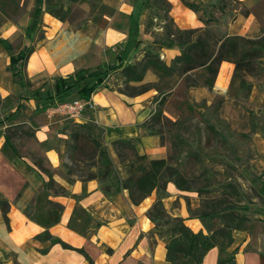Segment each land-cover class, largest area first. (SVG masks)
Segmentation results:
<instances>
[{"label": "crops", "instance_id": "0c3cea01", "mask_svg": "<svg viewBox=\"0 0 264 264\" xmlns=\"http://www.w3.org/2000/svg\"><path fill=\"white\" fill-rule=\"evenodd\" d=\"M183 1L195 4L198 0H167L172 7L174 24L180 30L201 29L205 20L204 13L187 9ZM236 2L251 9L264 0ZM142 3L143 0H78L71 6L85 14H90L93 7H104L108 12L95 14V19L75 28L69 22H60L44 11L35 16V9L43 8L44 0L18 1L19 11L14 17L5 19L0 15V99L19 97L28 92L10 72L9 53L1 41L10 44L15 54L31 48L24 73L28 82L38 88L48 79L65 78L79 70L98 72L101 68L103 71L106 65L118 63L120 55L126 65L127 57L150 38L147 36L149 33L142 32L139 25L138 39L142 44L139 47L127 45L131 19L140 15ZM27 29L30 32L26 37ZM262 35L264 27L259 20L238 15L227 23L220 39L235 36L258 39ZM159 54L160 60L169 66L180 55V50L162 48ZM233 70L231 63L221 62L213 89L209 91L202 86L190 87L186 90L187 101H206L210 104L215 96L222 97L218 116L223 120L230 118L234 133L250 138L246 145L237 150L244 171L249 172L248 177H264V126L252 130L250 123V115L259 117L264 111V72L245 78L252 89L248 100L242 103L227 95ZM144 79L152 83L157 81V77L150 71ZM155 93L147 91L137 96H127L106 87L99 88L91 95L93 109H86L78 122H91L99 127L103 131L106 145L110 146L119 139H135L138 155L146 156L149 160L164 159L165 150L159 138L144 135L140 128L154 112ZM38 101H18L19 108L15 107L11 117L15 116L21 121L34 117ZM34 118L37 119V116ZM61 118L58 115L49 117L51 120ZM35 136L37 140L30 152L39 157L41 165L52 173L51 179L68 194L49 196L51 203L62 208L60 222L48 229L52 238L72 248L84 250L93 264H169L165 259V244L156 235L150 234L153 225L146 213L152 206V195L134 205L127 191L106 196L95 180L67 183L57 175L59 159L56 151L52 148L41 149V143L47 139L46 130L40 128ZM3 143L4 133L0 132V149ZM40 171L19 155L6 158L0 152V195L9 204L7 222L0 208V264H88L76 251L63 249L58 244L52 245L50 241L35 239L45 229L30 221L25 211L33 205L44 182L50 178ZM257 206L246 203L245 213L236 212L250 215L249 208L256 211ZM75 207L83 209L93 224H99L93 233L83 236L68 228ZM173 217L185 219V225L193 232L208 234L212 230V218H189L183 205H180L178 213ZM256 217L264 220V215ZM232 239L229 251L236 250L235 264H264V254L246 250L253 241L246 231H233ZM217 259L218 250L213 248L207 252L202 264H217Z\"/></svg>", "mask_w": 264, "mask_h": 264}, {"label": "trees", "instance_id": "16d2710c", "mask_svg": "<svg viewBox=\"0 0 264 264\" xmlns=\"http://www.w3.org/2000/svg\"><path fill=\"white\" fill-rule=\"evenodd\" d=\"M18 1L20 0H0V15L5 19H11L19 11ZM27 0H24L26 2ZM76 3L78 0H44L43 8H36L34 15L38 16L42 11L49 14L60 22L69 20L71 8L65 7ZM159 7L168 15V2L166 0H155ZM184 6L193 12H198L195 4L183 2ZM98 15L107 13L108 10L104 7H97ZM149 9V1L143 0L141 10ZM141 15V14H140ZM131 19V27L128 33L127 45L130 47H139L142 41L139 36V16ZM207 26L211 22L203 21ZM172 24V23H171ZM163 29V28H162ZM30 29L26 30V37L29 35ZM146 33L149 32V27L146 28ZM200 30H179L167 27L161 33V40L152 42L155 46L153 50L148 51L134 65L124 66V58L118 56V63L108 64L102 72H90L88 70H79L74 74L62 78L56 77L53 79V86L47 92L46 104L42 107L45 110L47 107L69 101L75 98L82 100H90L91 95L99 88H105V79L113 73L123 71L126 82L140 83L143 81L145 74L150 71L157 77V82L153 88L158 92V96L165 91H170L173 84L168 79L178 80L182 75H186L193 71H199L192 79L186 80V87L202 86L209 91L214 87L215 79L218 75L219 65L221 62H228L234 66L232 79L228 88L230 93L234 89L241 93V97L230 96L236 101L246 102L252 89V85L245 80V76L257 73L259 70L258 63L264 59V35L258 39H248L244 37H228L220 39L214 37L209 31L204 30L203 36L198 35ZM3 47L9 53L10 65L9 70L12 73L16 82L24 89L28 90L30 83L26 79L24 66L32 51L29 48L26 52L14 53V48L6 41H1ZM162 48L180 50V55L176 57L169 66L160 60V50ZM148 89L144 88L140 93H145ZM231 94V93H230ZM75 96V97H74ZM241 99H240V98ZM39 90L27 92L24 95L17 97L18 101L22 100H40ZM7 97L5 101H8ZM165 99L162 98L157 110L149 120L140 128H145L148 136H160L163 125H173L164 114L162 107ZM221 103V102H220ZM19 106L16 107L18 109ZM163 124V125H162ZM211 131H216L212 126H208ZM157 128V129H156ZM80 132L73 135L75 141L83 140L92 148V156L95 157V162L89 166H94L96 172L88 174L83 183L91 180H100L103 183L101 190L106 196L115 195L122 191H127L130 201L134 205H138L142 200L150 196L158 189L164 175L167 174L169 182L181 191L188 190V181L185 176L176 169L168 166L165 159L149 160L146 156H140L135 150V139H119L112 143L115 150H124V156L120 161L125 177L120 179L116 177L113 171L112 162L108 156L104 145L99 142L94 133L98 132L99 127L95 125L85 124L78 126ZM254 130V128H252ZM243 137H246L243 135ZM70 150L71 156L78 150H82L78 145H74ZM2 155L6 158L18 156L16 149L11 144L9 137L4 136V143L0 149ZM70 156V157H71ZM97 166V167H96ZM205 171V170H204ZM42 172V171H40ZM71 173V172H68ZM208 179V178H206ZM250 182L257 184L252 185L254 193L264 199V177L255 178L249 177ZM204 188L196 190V194L201 199V206L198 209V214L195 218L217 217L220 220V226L213 229L208 234L202 232H193L187 225L185 219L170 216L164 209L160 200H157L147 211V218L153 224V229L150 234L157 235L164 239L165 243V259L169 264H202L207 252L213 248L218 250L217 264H235L236 250L229 251L232 244L233 231H247V225L250 223V218L244 214L234 210L219 212V209L226 204L242 203L244 198L236 184L227 180L219 182V197L216 200H207L203 198V194L207 192V185L210 180H205ZM60 190L59 193L66 194V191L55 184L51 179L44 182V189L37 194L33 203V212H25L26 217L44 228L42 235L35 237L36 240L50 241L52 245H60L63 249L76 251L81 254L88 264H93L92 260L82 249H75L60 241L52 238L48 229L57 225L60 222L62 208L59 205L49 201L50 193L54 187ZM25 187V186H24ZM24 189V188H23ZM164 189V185L162 186ZM201 189H203L201 191ZM0 208L7 222V212L9 208L8 202L0 195ZM250 209V215H264V207L257 206L255 209ZM194 216H190L193 218ZM259 219V218H257ZM91 219L80 207H75L68 222V228L80 235L87 236L93 233L94 229L99 227L98 223L93 224L92 229H89ZM85 226L86 228L82 227ZM163 230V227H166ZM85 229V230H84Z\"/></svg>", "mask_w": 264, "mask_h": 264}, {"label": "rangeland", "instance_id": "374dc122", "mask_svg": "<svg viewBox=\"0 0 264 264\" xmlns=\"http://www.w3.org/2000/svg\"><path fill=\"white\" fill-rule=\"evenodd\" d=\"M148 1L149 9L141 10L139 23L140 30L142 32L144 31V33H146V28L149 27V35L147 34V36L150 38L143 41L139 50L130 57H127L126 65L124 66L136 64L145 52L148 51L147 49L153 50L155 46L152 42L161 40L160 35L167 27H171L173 30L178 29L174 24L171 15L172 7L169 3L167 8L169 12L166 17L165 12L159 7L155 0ZM63 3L65 7L69 6L71 8V13L67 22L72 24L75 28L82 27L87 21L95 19L98 14L97 7H93L90 14H85L82 10L73 8L64 1ZM195 4L198 8V13H204V21L208 20L211 22L207 26L203 23L201 29H191L200 30L198 35L203 36V31L207 30L214 37L222 38L224 27L238 15L255 18L259 20L262 27H264V2L251 9L236 2V0H198ZM258 67L261 71L259 70L255 74L264 72V59L259 61ZM98 72H102L101 68ZM198 72L199 71H193L186 75H182L178 80L168 79V81L173 84L172 89L170 91H165L158 97V92L153 88V85L157 81L152 83L143 79L140 83L126 82L123 71L113 73L105 79L106 88L127 96L140 95L137 93H140L144 88H147V91H155L153 114L157 110L159 101L164 98L165 103L162 107L163 114L171 123H174L173 125L162 124L163 127L160 131L161 135L155 137L159 138L160 145L165 150L164 159L168 162V166L178 170L187 179L188 190H178L172 182H169L170 179L166 174L158 189L151 194L154 198L152 205L157 200H160L165 211L172 217L175 213H178L180 205H183L188 211V217H195V215L199 213L198 209L201 206V199L195 192L199 190V188H204L203 185L206 184L205 180H210V184L207 185V192L202 195L203 198L207 200H216L219 197V189L217 187L219 182L231 180L242 193L244 200L242 203L238 204H226L219 209V212L235 210L245 213L246 203L257 204L260 207H264V199L258 197L252 190V185H258H251L248 177L249 172L244 171L238 158V147L246 145L250 138H244L234 133L232 129V120L230 118L223 120L218 116L222 97L215 96L210 104L206 101H201L199 103H190L187 101L186 90L188 88L186 87V80L192 79ZM247 76H245V78ZM52 86L53 79H48L40 88L32 84H30L28 88V92L39 90L40 93L41 98L36 103L34 110V117L37 116V119L32 117L21 121L15 116L11 117V112L18 104L17 97H10L8 101L0 99V127H2L0 132H3L4 136L6 135L9 137L11 144L16 148V152L21 158L27 159L30 164L40 169L44 175L51 177L52 173L41 165L42 162L39 157L35 153L30 152V148L37 140L35 133L40 131V128H43L46 130L47 139L41 143V149L46 150L52 148L58 154L59 165L57 168V175L70 184L74 181L82 182L81 180H85L88 174L96 172L94 166H89L92 162H95V157L91 154L92 148L81 139L78 141L73 139V135L80 132L78 126L85 125V123H79L78 121L73 122L62 118L49 119L41 107L46 102L47 92L51 90ZM230 93L227 92V95H238L241 97V93L236 91V89ZM151 117L146 123L149 122ZM19 122L21 123L19 124ZM250 123L254 129L264 126V111H262L259 117L250 115ZM86 124L95 125L91 122ZM208 126H212L216 131H211ZM141 129L143 134L148 136L145 128ZM94 137L106 148L116 177L123 179L125 174L122 168H120V161L122 159L120 155L124 156V150H115L112 145H106L101 129L94 133ZM74 145H78L80 148L82 147V150H77L74 153L75 155L71 156L73 153L70 152L72 151L70 149ZM95 181L98 182L100 188L107 184L105 183L106 181L104 183L102 181L100 182V180ZM163 185L164 189H162ZM43 189L44 186L39 192ZM202 190L203 189H201V191ZM59 192L60 190H58L57 186L49 191L51 195H68L67 192L66 194L65 192L64 194ZM196 205L198 206L196 207ZM25 212H33V205H30ZM244 215L251 220L247 225L248 230L246 232L253 238L252 244H249L246 250L258 252L260 255L264 254V248H262L264 247V220L257 219L256 216L247 213ZM210 218L213 220L212 230L221 225L220 220L216 216ZM92 224L93 222H91L89 226H92ZM82 227L86 228L85 226ZM166 228L167 226L163 227V230ZM40 235H42V233ZM156 237L160 241H164L162 237L157 235Z\"/></svg>", "mask_w": 264, "mask_h": 264}, {"label": "built area", "instance_id": "2783aa9c", "mask_svg": "<svg viewBox=\"0 0 264 264\" xmlns=\"http://www.w3.org/2000/svg\"><path fill=\"white\" fill-rule=\"evenodd\" d=\"M86 109H93L91 100L72 99L47 107L44 111L48 117L61 116L73 122L79 121Z\"/></svg>", "mask_w": 264, "mask_h": 264}]
</instances>
